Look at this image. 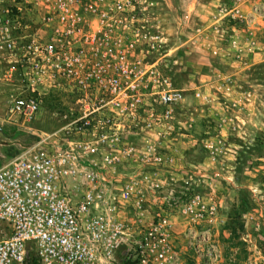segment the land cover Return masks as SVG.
Here are the masks:
<instances>
[{"label": "built area", "instance_id": "obj_1", "mask_svg": "<svg viewBox=\"0 0 264 264\" xmlns=\"http://www.w3.org/2000/svg\"><path fill=\"white\" fill-rule=\"evenodd\" d=\"M13 2L27 44L20 67L0 75L10 86L6 116L28 128L48 97L71 95L76 109L0 164V264H180L173 222L151 218L138 191L159 186L150 173L182 102L150 60L165 41L150 26L149 0ZM216 16L233 45L261 26L264 0H224ZM221 217L193 196L182 236L209 234Z\"/></svg>", "mask_w": 264, "mask_h": 264}, {"label": "rangeland", "instance_id": "obj_2", "mask_svg": "<svg viewBox=\"0 0 264 264\" xmlns=\"http://www.w3.org/2000/svg\"><path fill=\"white\" fill-rule=\"evenodd\" d=\"M13 1L0 0V6ZM207 1L194 0L204 6L197 4V14L189 0H149L150 26L165 41L150 60H158L182 102L175 107L179 126L157 149L164 162L150 173L159 186L139 183L138 191L151 218L165 215L173 222L180 264H264V20L232 45L227 33L213 29L224 0L209 8ZM9 88L0 79V164L19 146L63 127L76 109L71 95L48 97L35 122L17 128L5 114ZM193 196L215 206L224 222L209 234L184 238L182 205ZM237 209L244 212L242 229L232 237L229 216Z\"/></svg>", "mask_w": 264, "mask_h": 264}, {"label": "flooded vegetation", "instance_id": "obj_3", "mask_svg": "<svg viewBox=\"0 0 264 264\" xmlns=\"http://www.w3.org/2000/svg\"><path fill=\"white\" fill-rule=\"evenodd\" d=\"M17 20L16 6H0V75L11 65L20 67L17 56L22 49V43L27 44V40L21 39L20 30L15 24Z\"/></svg>", "mask_w": 264, "mask_h": 264}, {"label": "crops", "instance_id": "obj_4", "mask_svg": "<svg viewBox=\"0 0 264 264\" xmlns=\"http://www.w3.org/2000/svg\"><path fill=\"white\" fill-rule=\"evenodd\" d=\"M196 1V0H195ZM207 3H208V5H207V8H209V4H211V5H213V6H216L217 5V2H216V0H208L207 1ZM200 4L199 2L198 3H195L194 2V0H189V4H188V6H189V8H193L194 9V11L195 12H197V14L199 13V11H198V9H197V6ZM200 6H203V4H200ZM204 7V6H203ZM206 7V6H205ZM216 10H215V7H214V9H213V13L215 12ZM200 12H202V11H200ZM215 22L214 24V27H213V29H215V30H217L218 29V21H217V16L215 15V14H213V20H212V22ZM211 20L206 24V26H208V25H210L211 23ZM204 28V26H202V29ZM197 30H198V32H200L201 31V29L199 30L198 28H197ZM211 32H212V29L210 30ZM210 32V33H211ZM214 33V32H213ZM194 34H197V32H194V31H192V33H191V36L192 35H194ZM256 34H258V33H254V32H252V36H256ZM198 35V34H197ZM202 39V38H201ZM213 39H214V37H213ZM195 40H198V39H196L195 38ZM214 42V40H211V43H213ZM195 44V43H194ZM209 48H210V45H209ZM212 49H214V48H212ZM227 206H228V204H227ZM178 227H180L179 225H178ZM177 228V227H176Z\"/></svg>", "mask_w": 264, "mask_h": 264}, {"label": "trees", "instance_id": "obj_5", "mask_svg": "<svg viewBox=\"0 0 264 264\" xmlns=\"http://www.w3.org/2000/svg\"><path fill=\"white\" fill-rule=\"evenodd\" d=\"M243 213L244 212H243L242 209H237L232 214H230V216H229L231 222L234 223L233 226L230 229L232 237H235L237 229H242V224L239 223V219H240V217L242 216Z\"/></svg>", "mask_w": 264, "mask_h": 264}]
</instances>
